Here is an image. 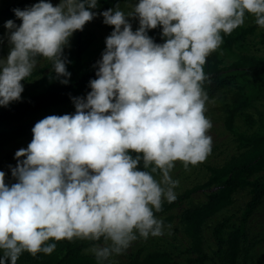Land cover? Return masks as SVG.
Here are the masks:
<instances>
[{
  "label": "clouds",
  "instance_id": "clouds-1",
  "mask_svg": "<svg viewBox=\"0 0 264 264\" xmlns=\"http://www.w3.org/2000/svg\"><path fill=\"white\" fill-rule=\"evenodd\" d=\"M98 7V0H39L13 9L22 23L4 25L10 51L0 58V106L21 99V82L40 57L69 83L64 49ZM99 14L114 29L91 91L72 98L74 114L35 123L31 142L15 153L16 183L6 184L0 171V264H17L25 251L51 254L49 241L65 239H103L90 248L103 262L139 237L163 235L154 213L177 199L175 162L187 169L212 151L206 59L246 14L264 27V0H139L127 12L117 4ZM130 17L138 19L135 31ZM158 26L163 43L148 35Z\"/></svg>",
  "mask_w": 264,
  "mask_h": 264
},
{
  "label": "trees",
  "instance_id": "trees-1",
  "mask_svg": "<svg viewBox=\"0 0 264 264\" xmlns=\"http://www.w3.org/2000/svg\"><path fill=\"white\" fill-rule=\"evenodd\" d=\"M119 0H98L99 7L93 11L102 13L109 9L108 2L113 6ZM14 7L5 8L0 14L14 15ZM249 15V14H246ZM101 20L103 16L100 15ZM259 27L254 26L244 30L238 37L252 32ZM148 35L156 43H163L162 26L151 29ZM223 47H228L236 39L230 35L223 34ZM94 40L92 31L85 24L82 31H76L72 46L64 56L70 61L66 65L71 73L68 84L60 82L62 78H56L51 73L52 83L44 90L39 91L37 87L26 88L19 101H13L8 106H0V151L9 144L33 137L32 128L35 123L48 115L36 117L31 116L25 122H19L9 127L6 123L20 120L25 115H32L37 111H50L51 107L71 105L75 109L73 97H86L91 91L89 81L96 78L98 69L97 62L102 55L94 59L86 58L87 46ZM217 53L212 52L206 59L204 72L208 77L204 88L209 98L218 91L234 84L236 91L224 102L220 108L223 114L224 127L232 135L239 153L231 157L219 167L208 169L207 180L202 185L194 186L177 196L171 203L167 200L162 203V210L155 212L156 216L167 213L174 209L182 201L189 198L193 193L211 189L203 203L190 206L182 210L179 223L184 236L189 241V247L185 253L191 257L187 258V264H204L211 261L212 264H241L246 261L251 246L247 240L246 226L249 217L264 199V127L252 133L238 131L236 121L241 117L248 124H254L251 116L246 115L244 110L250 107L252 101L258 97L264 89V58H256L240 55L237 60L228 67H222ZM76 111V109H75ZM135 155V154H133ZM140 167L143 168L141 161ZM148 171L151 170V166ZM158 177L159 172L153 173ZM248 190L249 200L245 204L238 224L231 223V218H223L216 222L212 229L216 250L212 257L204 251L203 225L205 221L217 212L227 208L233 202V194L238 190ZM169 222V218L164 223ZM100 241H89L81 239L56 241V248L51 254L37 253L35 256L27 251L23 252L17 264H114L107 261H97L94 254L85 255L84 250L90 248L93 243ZM51 243V241H49ZM2 254V253H0ZM126 264H182L174 260L167 252H151L144 256L140 253L128 256Z\"/></svg>",
  "mask_w": 264,
  "mask_h": 264
},
{
  "label": "rangeland",
  "instance_id": "rangeland-1",
  "mask_svg": "<svg viewBox=\"0 0 264 264\" xmlns=\"http://www.w3.org/2000/svg\"><path fill=\"white\" fill-rule=\"evenodd\" d=\"M38 2L39 0H0V11L9 7L23 10L24 8L30 7ZM59 2L60 0H51V3L54 6L59 4ZM138 2L139 0H119L117 4H119L123 11L127 12L129 11L130 4L134 5ZM117 4L113 6L112 2H108L107 6L108 8H114ZM9 19L14 20L18 26L22 23L21 20L16 18L15 14H0V58L6 57L10 51V45L7 38L8 30L4 27L5 22ZM129 21L132 24L133 31H135L139 27L138 19L130 17ZM254 24L255 17L252 15H246L244 24L229 34L231 39L236 38L232 44L228 47H223L222 43L220 48L214 51V53H217L219 56L221 61L220 66H230L240 55L264 58V27L259 26L255 28L254 31L246 33L243 37H238L244 30L254 26ZM88 28L92 31L94 40L87 46L85 54L87 59H94L101 56L104 52L106 48V38L111 34L114 26L103 23V20H101L99 14H97L92 21L88 22ZM74 36L75 33L70 38L69 45L65 47L63 55L70 50ZM52 72V63L47 59L40 57L39 63L33 70V73L26 78V80L21 82L24 85V90L28 87L34 86L37 87V90L44 91L52 83ZM234 84L218 91L209 98V102L206 104L207 111L205 115L212 122V128L209 130V135L212 136L213 140L211 153L203 162H199L196 165H189L187 169H185L183 162H175V166L170 175L173 179L179 180V185L175 189L177 196L194 186L202 185L207 180L209 168L219 167L231 157L236 156L239 153L237 144L232 135L229 134L224 127L223 114L220 110L222 104L228 102L229 98L236 91ZM49 109L50 111L48 112L42 110L37 111L32 115H25L20 118V120L16 122L14 121V123H6L4 127H9L19 122H25L33 115L41 117L48 113L54 115L75 113V109L71 105L51 107ZM244 113L251 116L254 124H248L240 117L236 121L238 131L252 133L264 127V89L260 92L258 97L252 101L250 107L244 110ZM32 138L33 137L13 142L0 151V171L5 172V183L9 186L17 182V179L13 177L11 171V169L17 165L15 153L20 148H27ZM156 179L159 180L160 175H158ZM211 191L212 188L197 191L189 198L182 201L174 209L158 215L157 217L163 220L169 218V222L165 223L166 227L163 235L157 237L149 236L147 239L139 237L136 241L132 242L131 246L124 253L110 257L109 261L114 264H126L128 256L131 254L140 253L141 256H144L148 253L159 251L167 252L175 261L187 264V258L191 257L189 254L185 253L186 249L189 247V241L183 234L182 227L179 223V216L183 209L203 203L206 196ZM248 200V190H238L233 194V202L230 206L217 212L205 221L203 225V247L209 257H212L213 252L216 250L215 241L212 236V229L215 223L223 218L229 217L231 218V223L238 224V219L240 218L242 210ZM164 201H166V199ZM167 225H171V227L168 228ZM246 232L247 240L251 248L249 249L246 261H243L242 259L241 264H264V199L249 217ZM52 242L55 243L56 241H51V243ZM90 248L84 250L83 253L85 255L93 254L90 251ZM204 264H212V262L206 261Z\"/></svg>",
  "mask_w": 264,
  "mask_h": 264
}]
</instances>
